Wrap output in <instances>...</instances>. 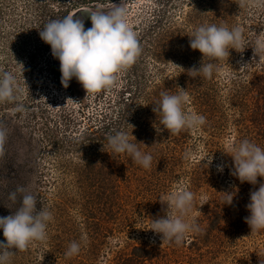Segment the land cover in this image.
Returning a JSON list of instances; mask_svg holds the SVG:
<instances>
[{"label": "rangeland", "instance_id": "374dc122", "mask_svg": "<svg viewBox=\"0 0 264 264\" xmlns=\"http://www.w3.org/2000/svg\"><path fill=\"white\" fill-rule=\"evenodd\" d=\"M115 5L126 10L141 55L110 89L87 94L75 78L63 87L60 61L39 31L80 8L86 12L72 17L87 30L89 13ZM212 24L238 27L241 43L229 58L205 57L213 75L194 79L187 70L203 57L189 36ZM257 40H264V0L242 7L240 0H0V78L14 76L13 98L0 100V217L19 206L8 199L19 186L53 215L47 238L9 264H125L135 248L149 252L140 264H261L264 230L251 234L245 217L264 177L241 183L230 156L243 137L258 142L251 121L257 100L247 84L264 68L254 57ZM165 91H185L183 111L206 123L170 135L153 111ZM117 131L153 156L150 169L110 148L107 137ZM185 190L194 194L188 219L203 233L176 246L150 229L167 207L160 201ZM225 193H235L231 205ZM72 241L81 250L67 257Z\"/></svg>", "mask_w": 264, "mask_h": 264}, {"label": "clouds", "instance_id": "9594fccd", "mask_svg": "<svg viewBox=\"0 0 264 264\" xmlns=\"http://www.w3.org/2000/svg\"><path fill=\"white\" fill-rule=\"evenodd\" d=\"M240 6H244V0H240ZM88 17L92 26L87 30L82 18L68 16L51 20L39 31L41 39L51 46L53 57L60 61L63 87L67 88L75 78L87 94L113 87L118 75L133 65L142 52L137 35L127 22L126 10L121 5H115L108 12L99 9L92 11ZM189 38L191 49L199 50L203 59L199 68L193 66L187 70V74L194 79L200 74L211 78L215 65L204 63V58L207 57L209 61L229 58L230 50L237 51L240 46L241 31L238 27L229 29L226 25H200ZM253 52L254 57L264 59V40H257ZM13 85L14 76L4 73L0 78V100L13 98ZM160 95L162 99L155 103L153 111L159 115L161 125L170 135L206 123L204 116L183 111V103L187 99L185 91L173 95L165 91ZM2 138L3 133H0V140ZM107 139L115 153H126L133 163L144 169L151 168L153 156L139 148L141 143L129 140L127 133L117 131ZM230 156L234 161L232 175L241 183L255 186L258 177H264V149L255 143L243 139L234 147ZM218 170L222 171L223 167L218 165ZM225 194L224 204L231 205L235 193ZM8 199L13 205L19 206L15 210L7 207L13 210L12 214L0 217V230L5 238V241H0V264H9L10 257L17 251H26L31 243L44 241L47 238L48 223L53 220L51 211L43 206L38 207L36 195L24 186L9 193ZM160 202L167 207L163 216L152 219L150 230L160 235L162 241L181 246L189 234L203 233L194 218L188 219L194 206L192 192L181 191ZM246 208L250 215L245 217V222L251 234L264 230V183L259 184L258 190L250 192V202ZM80 250V244L72 241L65 255L73 257ZM261 264H264V259Z\"/></svg>", "mask_w": 264, "mask_h": 264}, {"label": "trees", "instance_id": "16d2710c", "mask_svg": "<svg viewBox=\"0 0 264 264\" xmlns=\"http://www.w3.org/2000/svg\"><path fill=\"white\" fill-rule=\"evenodd\" d=\"M247 52L251 53V50H248ZM247 84H249L251 90L253 89L254 99L257 100L255 110L251 113L253 117V120L251 119V121L255 122V133L253 138H258L256 145L264 149V122H262V116L264 114V68L259 76L251 78L247 81ZM258 100L263 101L261 105ZM258 115L259 117H257ZM243 139L245 138L243 137L241 141ZM248 140H250V138ZM226 168L228 169V167ZM148 253L147 249L135 248L133 255L126 257L123 261H125V264H140L143 260L149 257Z\"/></svg>", "mask_w": 264, "mask_h": 264}, {"label": "water", "instance_id": "95a60500", "mask_svg": "<svg viewBox=\"0 0 264 264\" xmlns=\"http://www.w3.org/2000/svg\"><path fill=\"white\" fill-rule=\"evenodd\" d=\"M77 11H84V9L80 8V9H78ZM77 11H74L73 13H71L70 16H73V14H75ZM84 12H86V11H84Z\"/></svg>", "mask_w": 264, "mask_h": 264}]
</instances>
